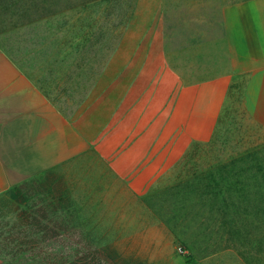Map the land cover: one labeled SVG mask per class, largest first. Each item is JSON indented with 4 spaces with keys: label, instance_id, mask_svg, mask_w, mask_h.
I'll list each match as a JSON object with an SVG mask.
<instances>
[{
    "label": "rangeland",
    "instance_id": "obj_1",
    "mask_svg": "<svg viewBox=\"0 0 264 264\" xmlns=\"http://www.w3.org/2000/svg\"><path fill=\"white\" fill-rule=\"evenodd\" d=\"M244 1L257 6L221 8ZM258 7L264 0H0V51L67 129L61 160L0 196V260L66 264L86 251L104 264H264V136L226 114L210 142L181 151L158 90L170 63L224 67L214 34L239 13L264 19ZM133 45L147 61L140 74ZM152 93L162 98L149 116ZM45 225L68 239L40 242Z\"/></svg>",
    "mask_w": 264,
    "mask_h": 264
},
{
    "label": "crops",
    "instance_id": "obj_2",
    "mask_svg": "<svg viewBox=\"0 0 264 264\" xmlns=\"http://www.w3.org/2000/svg\"><path fill=\"white\" fill-rule=\"evenodd\" d=\"M256 6L244 1L221 8L247 11ZM232 21L222 20L219 33L213 36L214 50L219 48L220 56L226 58L224 67L208 69L203 61L196 71H186L183 64L178 69L169 62L164 88H158L159 92L164 89V99L150 94L155 99L145 113L157 112L159 99L167 101L168 128L181 139V151L191 143L210 142L226 114L264 136V19H253L244 12L238 14L235 24ZM200 50L203 53L197 58L204 59L205 48ZM131 54L132 71L140 74L147 61L138 58L136 45ZM139 88L133 81L132 89ZM39 89L0 51V196L43 175L66 150L67 129L60 113L46 103ZM0 264L4 263L0 260Z\"/></svg>",
    "mask_w": 264,
    "mask_h": 264
},
{
    "label": "trees",
    "instance_id": "obj_3",
    "mask_svg": "<svg viewBox=\"0 0 264 264\" xmlns=\"http://www.w3.org/2000/svg\"><path fill=\"white\" fill-rule=\"evenodd\" d=\"M44 220L45 221H48L46 220V218L44 217ZM36 222V221H34ZM49 222V221H48ZM38 224V223H37ZM38 226V225H37ZM40 232V242H43V241H48V240H52L53 242L59 237H63L65 239H68V234L65 232V233H62L61 236H59L60 234L54 230H50L47 225L43 226L42 230L39 231ZM21 234H24L23 232H21ZM24 237L23 239H25V235H21V237ZM14 240V239H13ZM21 244H25L24 242H20ZM35 247V245H33L32 247H30L29 249H26V250H31V248L33 249ZM88 259V260H87ZM77 260V261H76ZM70 259L68 263L66 264H104L102 262V260L98 257H96L95 255L93 256H89L87 255L86 251L83 252V256L81 259ZM87 260V261H85Z\"/></svg>",
    "mask_w": 264,
    "mask_h": 264
}]
</instances>
